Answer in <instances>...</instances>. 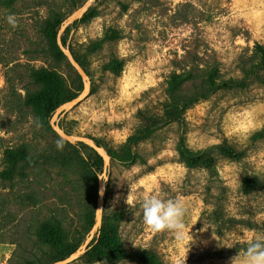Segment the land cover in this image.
<instances>
[{
    "label": "rangeland",
    "instance_id": "1",
    "mask_svg": "<svg viewBox=\"0 0 264 264\" xmlns=\"http://www.w3.org/2000/svg\"><path fill=\"white\" fill-rule=\"evenodd\" d=\"M85 1L0 3V264L40 257L36 230L50 218L78 246L89 233L84 219L94 216L97 194L89 198L76 159L92 162L94 151L77 143L73 161L40 160L39 153L73 150L50 127L49 109L28 95L29 72L41 68L81 91L56 36L48 46L39 27L52 10L63 20ZM61 39L80 60L90 90L58 123L98 140L109 156L101 224L68 264H172L181 254L184 264H238L234 257L245 245H224L249 232L264 235V66L256 50L264 48V0H95ZM207 75L231 83L190 105L178 121L164 122L168 82L182 81L177 93L189 96ZM140 111L157 115L154 130L129 146L128 137L144 125ZM180 141L195 153L191 158L179 152ZM24 145L35 164L20 161L10 170L6 151ZM133 185L137 196L155 185L160 195L184 202L192 236L181 244L168 231L150 232L138 205L126 203ZM108 229L118 243L107 240L113 252L106 254L99 245Z\"/></svg>",
    "mask_w": 264,
    "mask_h": 264
},
{
    "label": "trees",
    "instance_id": "2",
    "mask_svg": "<svg viewBox=\"0 0 264 264\" xmlns=\"http://www.w3.org/2000/svg\"><path fill=\"white\" fill-rule=\"evenodd\" d=\"M3 1H12V0H0V3ZM65 19V18H64ZM63 19V20H64ZM60 12L56 10H52L48 17L44 20L42 25L39 27L40 34L42 36V40L49 45V39L51 36L55 37L57 35L58 27H60L61 22L63 21ZM61 42L64 44V39H61ZM56 44V37H55ZM57 46V44H56ZM58 48V46H57ZM59 50V48H58ZM256 50L259 54L260 63L264 66V48L260 45H256ZM60 51V50H59ZM71 51V50H70ZM55 52V51H54ZM58 52V51H57ZM61 52V51H60ZM62 53V52H61ZM75 60L81 65L80 60L75 56V54L71 51ZM63 54V53H62ZM65 57V56H64ZM82 66V65H81ZM83 68V67H82ZM121 69L120 64H118V69H115L117 73L118 70ZM29 78L33 85V88L28 91L29 98H33L37 100V103L41 106H44L49 109L48 116L51 118L55 109L62 103L74 98L77 95V92L74 90H70L66 85V81L64 78L56 71V70H47L41 68L39 70H31L29 72ZM79 83L77 84V89L82 90V82L79 75H77ZM175 78L172 81H169L167 87L165 89L166 101L164 102L163 110L160 111V116L164 117V122L169 123L173 121H178L181 118V115L190 105L196 103L200 99L206 98L209 94L214 91L221 89L223 87H227L231 82V80H218L217 82L213 79L211 75H207L203 84L199 86V88L189 96H183L177 93V89L182 81H175ZM206 84V85H205ZM51 113V114H50ZM141 113V117L143 119L144 125L139 128L134 134L128 137V145H134L141 141L142 139L151 135L154 130V126L152 124V120L157 116L156 114L147 116L148 112H139ZM51 115V116H50ZM50 120V119H49ZM62 128L63 126L60 125ZM156 126V125H155ZM65 132L72 134L64 129ZM92 138V137H90ZM93 139V138H92ZM94 142L99 145V141L93 139ZM70 149L73 151L69 153V155H63L60 151L56 150L50 154L39 153L38 157L40 160L45 161L48 159H54L56 161L65 160L66 156L70 158L72 161L76 158L75 145H71L70 143H66ZM127 145V148H128ZM178 150L182 153L183 157L191 158L195 153L191 152L183 141H180L178 144ZM94 151V150H93ZM6 155L9 157V162L7 166L10 170L14 169L18 162L21 161V166L29 167L35 164V159L28 155L27 148L24 146L18 147L14 150L6 151ZM76 162L79 167V175L80 180L84 183L85 187L90 189L89 198L94 200V197L97 194V180H98V172L97 169H93L94 167L102 168L103 160L100 155H98L94 151V159L91 162L89 159H85L79 156L76 159ZM92 202V201H91ZM119 220V218H116ZM86 230H90L94 222L93 213L87 214L85 216ZM113 226V225H111ZM117 226V223H115ZM107 228V227H103ZM109 228V227H108ZM37 238L40 241V245L42 247V254L40 257H34L30 259H26L24 264H49L51 262L61 260L66 258L72 252H74L79 246V242H74V238H70L67 231L63 227L61 221L56 218H50L45 222H42L40 226L37 227ZM107 240H114L118 243L117 233L115 230H106L102 234L100 238V244L102 250L105 251L106 254L112 253V249L108 246L109 244L106 242ZM92 243L90 241L89 245ZM106 243V244H104ZM108 244V245H107ZM88 245V246H89ZM42 260V261H41Z\"/></svg>",
    "mask_w": 264,
    "mask_h": 264
},
{
    "label": "clouds",
    "instance_id": "3",
    "mask_svg": "<svg viewBox=\"0 0 264 264\" xmlns=\"http://www.w3.org/2000/svg\"><path fill=\"white\" fill-rule=\"evenodd\" d=\"M138 172L135 166L131 169L133 175ZM138 188L139 185L129 187L131 194L127 195L126 203L129 207L138 205L136 215L141 218L142 224L153 234L168 231L184 244L191 235L190 231H186L185 216L188 210L184 202L160 195L155 185L145 186L142 194L137 196L135 193ZM100 194L103 195V190ZM234 244L245 245L243 251L234 257L238 264H264V235L249 232L233 238L231 243L224 246L231 248ZM172 264H184L183 254L173 257Z\"/></svg>",
    "mask_w": 264,
    "mask_h": 264
},
{
    "label": "water",
    "instance_id": "4",
    "mask_svg": "<svg viewBox=\"0 0 264 264\" xmlns=\"http://www.w3.org/2000/svg\"><path fill=\"white\" fill-rule=\"evenodd\" d=\"M94 1L95 0H86L79 8L73 11L61 22L60 27L57 31L56 44L59 50L63 53V55L69 62V64L74 68V70L80 76L82 82V90L74 98L60 104L55 109L54 113L52 114L49 120L50 127L61 139L69 142L70 144H77V143L86 144L90 146L98 155H100L103 160L102 171L101 174L98 175V180H97V199H96V208L94 214V223L90 228L89 233L86 236L84 242L80 244L79 247L74 252H72L66 258L51 262L49 264H68L71 261H73L75 258L80 256L81 254H83L101 224V214H102L103 195H104V186H105L104 178L106 177V167L109 161V156L101 146L97 145L94 142L92 138L83 135L69 134L65 132L64 129L58 123V118L62 116L65 112H67L69 109H71L73 106H75L77 103L82 101L88 95L90 90V81L88 75L86 74L82 66L75 60L69 47L61 42V33L63 32L64 28L67 25L81 18L82 15L86 12L88 7L90 6V4H92ZM101 190H103V195L100 194Z\"/></svg>",
    "mask_w": 264,
    "mask_h": 264
}]
</instances>
